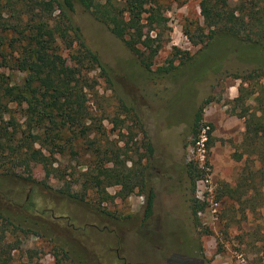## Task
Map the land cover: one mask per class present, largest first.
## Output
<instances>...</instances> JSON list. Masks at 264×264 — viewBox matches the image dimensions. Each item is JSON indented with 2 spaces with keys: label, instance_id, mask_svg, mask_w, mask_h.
Returning <instances> with one entry per match:
<instances>
[{
  "label": "rangeland",
  "instance_id": "obj_1",
  "mask_svg": "<svg viewBox=\"0 0 264 264\" xmlns=\"http://www.w3.org/2000/svg\"><path fill=\"white\" fill-rule=\"evenodd\" d=\"M157 3L162 27L152 74L89 13L79 8L74 13L75 24L107 74L97 70L90 74L95 89L88 95L96 117L93 124L102 128L101 144L121 147L127 141L130 151L137 147L125 137L120 141L118 131L124 133L123 129L112 123L125 117L121 105L145 125L152 154L141 164L154 195L150 216L144 218L140 189L122 198L116 195L117 185L87 186L83 167L69 157H57L56 172L36 167L32 184L11 181L0 187V208L15 210L23 224L38 232L17 237L12 264H264V179L257 180L254 192L240 197L224 190L225 185L235 186L244 164L253 169L245 156L236 158L243 119L233 99L241 92L244 106L253 107L251 92L255 84H264V72L251 85L235 75L264 64V50L218 34L205 48L192 45L184 31L196 40L202 28L199 0ZM174 49L186 52L190 60L182 65L176 60V68L158 78L153 72L165 65ZM14 78L18 81L21 75ZM206 98L210 102L202 119L211 126L208 150L203 145L207 128L194 144L189 136L193 116ZM190 160L203 172L192 191L193 198L204 203L196 213L197 222L187 200L191 187L184 166ZM28 201L31 208L24 207Z\"/></svg>",
  "mask_w": 264,
  "mask_h": 264
},
{
  "label": "trees",
  "instance_id": "obj_2",
  "mask_svg": "<svg viewBox=\"0 0 264 264\" xmlns=\"http://www.w3.org/2000/svg\"><path fill=\"white\" fill-rule=\"evenodd\" d=\"M76 8L104 26L138 58L143 70L152 74L162 27L157 0H0V187L11 181L32 184L34 168L54 173L56 158L69 157L85 169L81 175L87 186L98 189L117 185L116 195L122 198L134 188L140 189L147 218L154 195L141 164L152 154L145 125L121 105L125 117L114 118L112 123L123 129L124 133L118 131L120 141L125 137L137 142V147L130 151L127 141L121 147L101 144L102 128L100 123L96 127L93 124L96 117L91 113L88 95L95 89L90 74L96 70L105 77L107 74L74 22ZM198 9L202 28L196 40L184 31L192 45L203 44L205 48L218 34L264 50V0H199ZM174 50L165 65L153 72L158 78L175 69L176 60L178 65L190 60L186 52ZM261 63L245 74L235 75V79L251 85L259 72L263 75ZM15 74L21 75L18 81ZM255 86L251 92L255 95L253 107L244 106L241 92L233 99L243 119L236 158L240 161L245 156L253 169L244 164L235 186L225 185L229 196L254 192L257 180L264 179V84ZM209 102L206 98L199 104L189 126L191 144L198 142L201 130L207 128L203 133L206 150L212 144L211 126L203 123L202 110ZM184 172L191 187L188 208L197 222L196 213L204 203L194 199L192 191L203 172L192 160L185 164ZM24 207L31 208V203L28 201ZM28 235L38 232L23 224L15 210L0 208V264H12L13 252L19 248L17 237Z\"/></svg>",
  "mask_w": 264,
  "mask_h": 264
},
{
  "label": "flooded vegetation",
  "instance_id": "obj_3",
  "mask_svg": "<svg viewBox=\"0 0 264 264\" xmlns=\"http://www.w3.org/2000/svg\"><path fill=\"white\" fill-rule=\"evenodd\" d=\"M152 203H153V202H152ZM143 207H144V199H143ZM143 211H144V209H143ZM149 216H150V215H149ZM149 216H148V217H149ZM148 217H147V218H148Z\"/></svg>",
  "mask_w": 264,
  "mask_h": 264
}]
</instances>
